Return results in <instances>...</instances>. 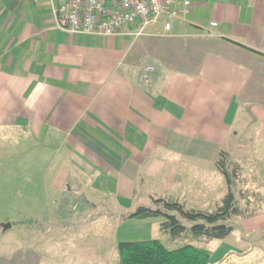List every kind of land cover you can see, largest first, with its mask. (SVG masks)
I'll use <instances>...</instances> for the list:
<instances>
[{"label": "crops", "instance_id": "obj_1", "mask_svg": "<svg viewBox=\"0 0 264 264\" xmlns=\"http://www.w3.org/2000/svg\"><path fill=\"white\" fill-rule=\"evenodd\" d=\"M65 2L0 0V264H68L54 243L71 229L107 220L118 231L153 198L213 211L188 200L190 176L210 194L214 175L221 205L223 151L264 179V0H193L169 32L137 24L110 38L58 29ZM253 197L241 194L248 215L230 220L210 261L264 264V199Z\"/></svg>", "mask_w": 264, "mask_h": 264}, {"label": "trees", "instance_id": "obj_2", "mask_svg": "<svg viewBox=\"0 0 264 264\" xmlns=\"http://www.w3.org/2000/svg\"><path fill=\"white\" fill-rule=\"evenodd\" d=\"M217 168L228 184V192L222 204L213 211L191 208L177 200L153 198L152 206L140 205L123 215L126 220L162 218L160 229L180 246L168 248L159 239L146 241H122L118 244L119 264H210L212 252L205 246L215 239L224 240L234 230L230 220L247 216L234 191L243 171L239 163L233 162L225 151L219 154ZM191 223L188 226L186 223Z\"/></svg>", "mask_w": 264, "mask_h": 264}, {"label": "rangeland", "instance_id": "obj_3", "mask_svg": "<svg viewBox=\"0 0 264 264\" xmlns=\"http://www.w3.org/2000/svg\"><path fill=\"white\" fill-rule=\"evenodd\" d=\"M201 173H193L192 181H194L195 186L194 188V196L188 197V200L191 202L192 205H198L203 207H208V209H215V205L211 203V198L215 199L214 197H217L216 194L219 187L218 183H214L216 180L215 176L211 177V186H210V194H207L205 192V189L202 187V178ZM263 175V168L261 166H247L245 170L242 171L241 176L239 180L236 183L235 191L239 192L237 195V199L240 200L241 194H249L250 196L253 195L252 202H259L261 199H264V179H261L260 176ZM260 188V192L259 191ZM176 192V191H175ZM5 203L8 205L10 203V198H4ZM153 200V199H152ZM72 199L68 208L73 213L69 217V222L72 224H77L80 220V210L75 211L73 207ZM72 203V204H71ZM190 204V205H191ZM153 205V202H152ZM149 205V206H152ZM144 206V205H143ZM73 210V211H72ZM11 211V210H9ZM75 211V212H74ZM7 212V211H6ZM5 212V213H6ZM104 211L100 209V211L96 214L97 216L101 215ZM88 215V214H87ZM87 215H84L85 217ZM119 217V215H118ZM123 217V216H122ZM52 218H56L55 216H52ZM122 219V218H121ZM233 219V218H232ZM231 219V220H232ZM235 219V217H234ZM103 221V222H102ZM97 221L93 223L87 224V226H82L81 229H74L70 230L68 232V236H65L64 243H62L63 240H60L58 243H54L57 247V250L68 252L67 258L70 259V262L68 264H119V254H118V244L119 242H122L123 240L126 241H134V240H150V239H156L162 241L169 249L175 248L177 246H180L179 241L173 240L170 237V234H165L162 229H160V226L158 230L154 229L153 227L149 228H143L138 227L142 224H140L139 221H130V222H123L120 226V229L117 231L115 225L112 226L106 222L107 220ZM107 226H106V225ZM188 226L191 225V223H186ZM117 225V224H116ZM28 234V232H27ZM6 235L9 237L11 236L13 239L15 235L13 232H7ZM69 238V239H68ZM56 239L55 241H57ZM12 247L16 249V244L11 240ZM201 246H205L208 250L213 252V255H216V252H218V249L220 246L223 247V241H220L219 239L213 240V242H208L206 245L200 244ZM63 246V247H62ZM263 253V252H262ZM260 253V254H262ZM223 252H220L218 256L221 255V257H214L212 261H210V264H227V261H225L224 255H222ZM236 256L242 257L240 254L238 255L235 253ZM58 264L59 259L57 258L56 261ZM243 261L240 259L239 263H242ZM231 264V263H228ZM236 264V263H235Z\"/></svg>", "mask_w": 264, "mask_h": 264}, {"label": "built area", "instance_id": "obj_4", "mask_svg": "<svg viewBox=\"0 0 264 264\" xmlns=\"http://www.w3.org/2000/svg\"><path fill=\"white\" fill-rule=\"evenodd\" d=\"M193 0H66L55 9V25L71 34L98 35L107 38L125 35L128 27L163 22L171 31L172 19L191 11ZM216 26V23H211ZM138 80L150 83L155 67H143Z\"/></svg>", "mask_w": 264, "mask_h": 264}, {"label": "water", "instance_id": "obj_5", "mask_svg": "<svg viewBox=\"0 0 264 264\" xmlns=\"http://www.w3.org/2000/svg\"><path fill=\"white\" fill-rule=\"evenodd\" d=\"M8 226H10V225H8Z\"/></svg>", "mask_w": 264, "mask_h": 264}]
</instances>
